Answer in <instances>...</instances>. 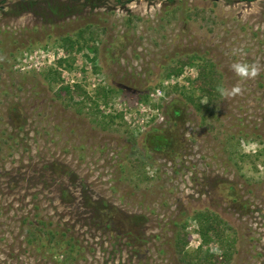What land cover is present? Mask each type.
<instances>
[{"label":"rangeland","instance_id":"rangeland-1","mask_svg":"<svg viewBox=\"0 0 264 264\" xmlns=\"http://www.w3.org/2000/svg\"><path fill=\"white\" fill-rule=\"evenodd\" d=\"M206 60L244 88L208 119ZM179 240L264 264V0H0V264H184Z\"/></svg>","mask_w":264,"mask_h":264},{"label":"trees","instance_id":"trees-1","mask_svg":"<svg viewBox=\"0 0 264 264\" xmlns=\"http://www.w3.org/2000/svg\"><path fill=\"white\" fill-rule=\"evenodd\" d=\"M83 35L81 36L83 37ZM92 38H94L93 33ZM65 41L69 49L73 48L75 42L72 38L67 37ZM89 46V49L93 52L96 53L98 51V49L93 47V45ZM194 62L195 61L192 56L183 57L179 60L178 64L171 69V72L172 74L179 75L183 73L187 66L193 65ZM197 72L198 76L194 81V88L196 90H194L192 93L185 94V97L187 98L188 102L203 115L204 119L212 118L214 117L216 108L222 98L216 91V88L218 85H223V76L218 70L216 64L209 60L197 65ZM61 88L66 90L68 93H73L71 87L69 86H63ZM75 88L76 90L74 92H76L77 95L85 94L84 88L81 86V84H77ZM196 92H199L200 95H196ZM177 113L179 114V112ZM196 218L200 223L201 233L205 238L208 237L209 233L211 232H219V224L216 221V218H211L206 212H201ZM180 241L181 240H179V242ZM186 242L187 241L180 242L181 248L178 249V251L182 254L181 259L184 264H208L211 261L212 256L214 255L209 250H207V252L202 255L199 254L200 251H196L195 254L186 252ZM200 250H202V247ZM230 256L231 252L228 251H225L224 254L221 255L222 258H229Z\"/></svg>","mask_w":264,"mask_h":264},{"label":"clouds","instance_id":"clouds-1","mask_svg":"<svg viewBox=\"0 0 264 264\" xmlns=\"http://www.w3.org/2000/svg\"><path fill=\"white\" fill-rule=\"evenodd\" d=\"M230 69L241 81L256 79L261 74V66L256 62H233L230 65ZM216 91L221 97H223L225 100H228L235 98L236 96L243 95L244 88L240 83H237L231 88L218 85Z\"/></svg>","mask_w":264,"mask_h":264}]
</instances>
